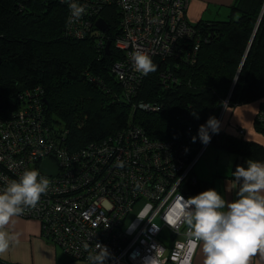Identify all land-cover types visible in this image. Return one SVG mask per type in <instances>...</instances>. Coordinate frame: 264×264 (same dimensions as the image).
Listing matches in <instances>:
<instances>
[{
  "label": "trees",
  "instance_id": "16d2710c",
  "mask_svg": "<svg viewBox=\"0 0 264 264\" xmlns=\"http://www.w3.org/2000/svg\"><path fill=\"white\" fill-rule=\"evenodd\" d=\"M71 2L0 0V118L9 130L34 137L40 123L48 142L74 153L133 125L154 140L182 141L195 156L204 146L200 125L218 119L225 105L263 107L264 0H235L227 20L191 23L199 40L191 60L187 53L196 41L183 45L188 52L182 57L154 55L157 70L128 83L112 71L125 56L115 42L123 33L120 9L97 8L89 33L75 39L67 35ZM88 10L93 8L84 15ZM84 15L79 20L85 22ZM100 18L107 33L97 27ZM141 103L160 110L139 109ZM255 129L264 134L258 115ZM240 130H209L208 147L264 162V146L241 137ZM213 187L198 180L193 196Z\"/></svg>",
  "mask_w": 264,
  "mask_h": 264
},
{
  "label": "built area",
  "instance_id": "2783aa9c",
  "mask_svg": "<svg viewBox=\"0 0 264 264\" xmlns=\"http://www.w3.org/2000/svg\"><path fill=\"white\" fill-rule=\"evenodd\" d=\"M75 2L85 9L93 8L84 15L85 22L70 23V13L67 35L75 39H83L89 33L97 8L117 5L120 9L123 33L115 42L125 56L114 66L119 68L117 77L121 82L137 81L143 76L132 61L131 54L137 49L151 59L154 55L179 58L188 52L183 45L196 41L192 53H187V60H191L198 49L197 32L187 19L188 0ZM138 108L160 110L159 106L149 103H141ZM257 115L264 125V105ZM34 126V137L32 134L21 136V133L9 130L0 118V191L12 180H18L25 170L35 169L50 181L51 189L61 187L62 192L55 196L51 190L41 196L35 208H26L17 217L38 221L43 236L75 261L90 263V253L83 245L89 243L94 247L100 243L107 246L110 253L106 264H151L155 257L163 264H182L186 250L179 245L186 240V226L173 229L167 221L180 214L182 198L186 201L193 196L199 180L193 170L209 143L194 156L191 146L182 141L154 140L141 127L130 125L116 138L107 137L98 145H89L86 151L73 153L48 142L40 123ZM22 149H25L24 154ZM45 160L56 165L57 175L40 172ZM120 162L123 167L119 166ZM84 173L86 176L82 177ZM141 200L145 204L139 217L127 225L128 216ZM59 202H68L74 207L73 213L56 215L52 209ZM164 229L171 232L165 244L161 240ZM195 253L196 250L190 256V264H193Z\"/></svg>",
  "mask_w": 264,
  "mask_h": 264
},
{
  "label": "clouds",
  "instance_id": "9594fccd",
  "mask_svg": "<svg viewBox=\"0 0 264 264\" xmlns=\"http://www.w3.org/2000/svg\"><path fill=\"white\" fill-rule=\"evenodd\" d=\"M75 23L85 14V7L72 0L69 4ZM134 67L143 75L155 72L156 65L151 57L137 49L132 54ZM219 121L209 117L206 125H200L198 135L203 144L211 141L209 130L219 132ZM195 142L196 137H193ZM247 168L237 165L234 177L242 181L237 199L226 201L215 189H208L186 201L182 198L180 214L167 221L173 229L186 226L184 243L186 250L182 264H190V256L199 248L203 264H250V258L259 255L264 260V162L248 160ZM123 167V162H120ZM50 181L37 170H25L19 179H14L0 191V255L8 252L13 243H18V234L10 231L13 218L21 215L26 208H35L42 194H46ZM139 186V185H137ZM89 251L90 264H106L110 256L107 246L100 243ZM151 264H163L156 257Z\"/></svg>",
  "mask_w": 264,
  "mask_h": 264
},
{
  "label": "crops",
  "instance_id": "0c3cea01",
  "mask_svg": "<svg viewBox=\"0 0 264 264\" xmlns=\"http://www.w3.org/2000/svg\"><path fill=\"white\" fill-rule=\"evenodd\" d=\"M235 0H188L187 19L190 23L200 21L227 20L231 13V6ZM259 110L257 102L228 108L223 114L221 128L236 135L237 128L244 130V138L264 146V134L255 129V119ZM247 160H239L225 152L208 156L195 172L199 180L213 182L214 189L226 201L237 199V192L242 181L237 182L234 172L237 165L247 168ZM199 162V161H198ZM197 162V164H198ZM10 231L18 234V243H13L8 252L0 255V264H90L71 259L63 250L51 243L42 235L41 224L33 219L14 217L9 226ZM171 237V232L164 229L161 240L165 244ZM61 249V250H60ZM203 254L196 249L193 264H203ZM118 264H127L120 262ZM250 264H264L259 255L250 258Z\"/></svg>",
  "mask_w": 264,
  "mask_h": 264
},
{
  "label": "rangeland",
  "instance_id": "374dc122",
  "mask_svg": "<svg viewBox=\"0 0 264 264\" xmlns=\"http://www.w3.org/2000/svg\"><path fill=\"white\" fill-rule=\"evenodd\" d=\"M178 58V57H176ZM112 71L114 74L118 75L120 74L119 71V68L116 67V66H113L112 68ZM222 119H223V116L222 118L220 119V123H219V129H222L221 128V122H222ZM223 130V129H222ZM224 131V130H223ZM241 137L244 138V135H242ZM219 152H223V151H219L218 149H215L213 147H207V149L204 151V153L202 154L201 158L199 159V162L198 164H196V167H195V172L197 171V169L200 167L201 163L205 161V159L208 157V156H214L216 157L217 154H219ZM81 176H86V174H81ZM86 181V180H85ZM53 191V194L55 196L59 195L61 192H62V188L61 187H56V188H53L51 189L49 187L48 191L46 194H49L50 191ZM46 194H42V195H46ZM41 195V196H42ZM144 204H145V201L144 200H141L139 202H137V204L135 205L133 211L131 212V214L128 216L127 220H126V224H130V222H132L135 218L139 217V214L140 212L142 211V208L144 207ZM73 210H74V207L71 206L68 202H59V204L55 205L54 208L52 209V211L57 215L59 214H71L73 213ZM158 223H160L158 221ZM61 250V249H60Z\"/></svg>",
  "mask_w": 264,
  "mask_h": 264
},
{
  "label": "water",
  "instance_id": "95a60500",
  "mask_svg": "<svg viewBox=\"0 0 264 264\" xmlns=\"http://www.w3.org/2000/svg\"><path fill=\"white\" fill-rule=\"evenodd\" d=\"M97 27L102 31L107 33L108 32V25L106 21L102 18L97 20ZM110 42H108L106 50L109 52ZM2 63V59L0 58V65ZM58 168L55 164H52L50 160H45L40 166V172L44 175L53 176L58 174Z\"/></svg>",
  "mask_w": 264,
  "mask_h": 264
}]
</instances>
